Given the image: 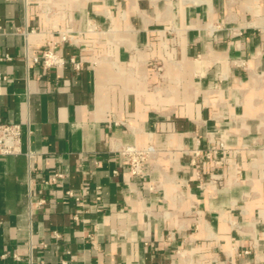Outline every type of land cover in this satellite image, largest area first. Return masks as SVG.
I'll use <instances>...</instances> for the list:
<instances>
[{"label":"crops","instance_id":"1","mask_svg":"<svg viewBox=\"0 0 264 264\" xmlns=\"http://www.w3.org/2000/svg\"><path fill=\"white\" fill-rule=\"evenodd\" d=\"M0 123V264H264V0H0Z\"/></svg>","mask_w":264,"mask_h":264},{"label":"built area","instance_id":"2","mask_svg":"<svg viewBox=\"0 0 264 264\" xmlns=\"http://www.w3.org/2000/svg\"><path fill=\"white\" fill-rule=\"evenodd\" d=\"M61 41L67 42L68 37L66 34H60ZM32 62L36 64H41V66L45 69H55L60 70L69 66L72 72L79 73L81 72L83 62L81 58L76 55H70L67 57H63L58 55L55 52V47L49 48L45 50L40 56L32 57ZM156 72L159 73L162 71L161 66L156 67ZM112 125H116L115 122ZM20 145H21V127L16 123H0V156H12L20 153ZM226 151V147L224 144L219 143L216 148L209 149L205 153V157L207 159H212ZM116 152L125 160L128 172L131 176L142 177L147 173L146 164L153 160L157 156V150L152 146H147L144 148L137 147L136 145H123L120 146ZM30 154H28L29 156ZM219 162L214 161V165H217ZM57 177H60L58 175ZM216 178L214 174H209L208 180L204 181V184L215 183ZM70 196L75 197L72 193H69ZM75 201L79 205L80 203L79 197L74 198ZM248 252H244L247 254Z\"/></svg>","mask_w":264,"mask_h":264}]
</instances>
